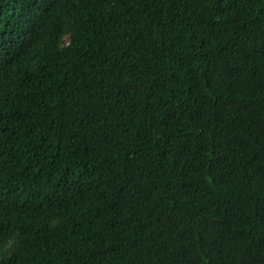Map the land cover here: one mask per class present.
I'll return each instance as SVG.
<instances>
[{"label":"trees","instance_id":"obj_1","mask_svg":"<svg viewBox=\"0 0 264 264\" xmlns=\"http://www.w3.org/2000/svg\"><path fill=\"white\" fill-rule=\"evenodd\" d=\"M0 264H264V0H0Z\"/></svg>","mask_w":264,"mask_h":264}]
</instances>
